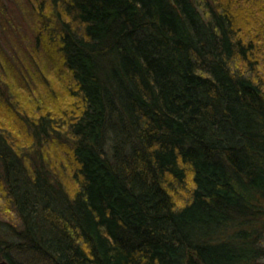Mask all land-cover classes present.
Segmentation results:
<instances>
[{
    "label": "trees",
    "instance_id": "trees-1",
    "mask_svg": "<svg viewBox=\"0 0 264 264\" xmlns=\"http://www.w3.org/2000/svg\"><path fill=\"white\" fill-rule=\"evenodd\" d=\"M35 6L29 66L0 50L18 220H0V258L264 264V0Z\"/></svg>",
    "mask_w": 264,
    "mask_h": 264
},
{
    "label": "rangeland",
    "instance_id": "rangeland-1",
    "mask_svg": "<svg viewBox=\"0 0 264 264\" xmlns=\"http://www.w3.org/2000/svg\"><path fill=\"white\" fill-rule=\"evenodd\" d=\"M36 0H0V50L2 51V55L4 58L9 61L11 57L17 59L19 57L20 61L23 60L24 65L29 66L27 59L22 58V52L27 49V45L31 43L33 44L34 36L31 34L32 25V11L35 6ZM36 7V6H35ZM19 9H21L25 13L24 16L20 17ZM13 23V24H12ZM12 32L14 36L12 35ZM5 38H3L4 36ZM22 36L27 39L28 42L24 41V39L18 40L19 37ZM18 38V39H17ZM7 42V43H6ZM14 46L15 50L10 48H6V46ZM11 62V61H10ZM5 85L0 82V92H5ZM15 88V87H14ZM21 90H24L21 87ZM20 92V91H15ZM20 97H24L23 93H19ZM17 115V114H16ZM6 123L18 128L17 117L14 119L11 116H5ZM2 133L3 130L0 129ZM5 136L7 133H2ZM31 156V155H30ZM3 191H0V220L5 221L11 224L13 227L18 226V220L12 210V207L7 204V201L4 200ZM3 260L0 258V261Z\"/></svg>",
    "mask_w": 264,
    "mask_h": 264
},
{
    "label": "water",
    "instance_id": "water-1",
    "mask_svg": "<svg viewBox=\"0 0 264 264\" xmlns=\"http://www.w3.org/2000/svg\"><path fill=\"white\" fill-rule=\"evenodd\" d=\"M0 264H9L6 260H1Z\"/></svg>",
    "mask_w": 264,
    "mask_h": 264
}]
</instances>
